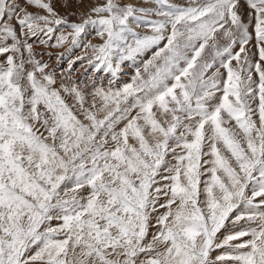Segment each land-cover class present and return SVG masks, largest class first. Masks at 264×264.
<instances>
[{
    "label": "snow or ice",
    "instance_id": "1",
    "mask_svg": "<svg viewBox=\"0 0 264 264\" xmlns=\"http://www.w3.org/2000/svg\"><path fill=\"white\" fill-rule=\"evenodd\" d=\"M246 4L248 23L240 0H106L69 23L53 0H0V264H264V0ZM63 25L73 44L98 26L88 63L113 76L155 48L147 79L52 87L27 39Z\"/></svg>",
    "mask_w": 264,
    "mask_h": 264
},
{
    "label": "rangeland",
    "instance_id": "2",
    "mask_svg": "<svg viewBox=\"0 0 264 264\" xmlns=\"http://www.w3.org/2000/svg\"><path fill=\"white\" fill-rule=\"evenodd\" d=\"M88 1V2H87ZM106 0H53L54 7L59 15L65 18L69 23H79L81 22L82 18L85 14L90 12V9L93 6H97L100 4L105 3ZM125 2H130L133 5L139 6L141 4H147L149 0H125ZM170 3L178 5V6H189L192 3V0H169ZM197 3H203L204 0H196ZM241 9L240 14L242 19L245 23L249 22V13L250 9L246 4V0H240ZM154 6V5H153ZM28 11L34 14H46L41 9H37L35 6H29ZM156 18V17H153ZM254 23V22H253ZM55 27V26H54ZM135 31H137L141 36L143 35H150L151 29L147 27L136 28L133 25ZM19 34V29H17ZM71 29L67 27V25L56 27V31L52 34L51 38L49 39L47 36L41 34L38 37L32 38L29 37L27 39L28 43H31L33 46V52L35 54V58L38 59L42 64H46L47 67L45 68V72L51 73L55 80L56 84L52 87L60 88L62 84L67 85L69 87L75 85L86 94L91 93L94 88H104L108 90L112 88L113 90L122 88L124 84L133 83V77L136 74V70L139 68L141 75L147 79L148 73L144 71V62L151 59L153 52L156 51L155 48L149 49L144 53H141L135 56L131 60H126L121 62L120 70L117 72L116 76H113L111 72L104 71L103 68L100 71H96L89 63L88 59L92 56V52L90 49L86 48L85 45L91 43L95 45L102 44L104 38L97 35L98 26L93 27L91 25L87 26L86 31L82 34L78 42L76 44L72 43V38L69 35L71 33ZM250 33L254 36V29L250 25L249 28ZM61 34L69 35L67 41L63 42L62 44L57 45V37ZM46 40L47 43L41 44L40 40ZM6 43L11 44L12 41L9 39ZM221 44L224 43L223 40L220 41ZM163 46V44L161 45ZM250 49L249 56L253 62L259 60L258 54L253 56L252 53H258V47L256 46L255 40L253 39L250 41L249 45L247 46ZM238 51V46L235 49ZM24 53V59H28V53L22 48ZM7 55V54H5ZM205 57L209 56V50H206L204 53ZM5 60V56H0V62ZM116 58L113 59V66H115ZM233 66H236V61H233ZM25 69L28 71L33 70V65L25 64ZM149 71H153V69H149ZM221 71H224L223 69ZM39 77L40 74L37 73ZM253 80L258 83V74L253 70L252 72ZM109 81H113V83H109ZM26 83V81L24 82ZM62 97L65 98L66 102L69 105L75 104L74 97L67 96L65 93L61 92ZM219 96L220 94L217 93ZM87 99L90 101L91 96L88 95ZM132 102V97H129V105ZM249 103L253 104V107H256V103L249 101ZM258 103V99H257ZM124 107V105H121ZM42 110V109H41ZM75 111V109H74ZM138 109H134L132 111V115L136 114ZM225 119L227 120V116L225 115ZM256 119V117H253ZM123 123L118 127H123ZM232 129L233 131L239 132V129L235 125V121H229L227 124L224 125ZM208 126H206V129ZM179 151V149L177 150ZM206 159H211V157H205ZM168 160H171L172 163H175L172 160L171 156L167 157ZM207 179V176L204 177ZM203 196H201L202 198ZM227 223V222H226ZM242 225L247 226L246 221L240 222ZM232 230L231 224H227L226 229H223L220 233H218V238L220 240L223 239L224 235H227L229 231ZM238 230V229H237ZM244 239H248L245 237ZM235 243V242H234ZM230 249H216L213 251L211 255V259L215 260L217 255L222 254L223 252L229 251ZM231 251V250H230ZM224 264H235V262L227 261Z\"/></svg>",
    "mask_w": 264,
    "mask_h": 264
},
{
    "label": "crops",
    "instance_id": "3",
    "mask_svg": "<svg viewBox=\"0 0 264 264\" xmlns=\"http://www.w3.org/2000/svg\"><path fill=\"white\" fill-rule=\"evenodd\" d=\"M188 138H189V139H191V137H190V136H189ZM205 150H207V148H206ZM222 150H223V149H222ZM225 154H227V153H225ZM68 186H69V187H71L72 185H71V184H69ZM87 191H88V190H87L86 188H85L84 190H82V192H83V194H84V195H86V194H87ZM66 198H67V197H66ZM201 199H203V197H202ZM161 202H163V201H161ZM160 211H164V210H163V209H161ZM56 223H58V222H57V221H53V224H54V225H55ZM222 230H223V229H222ZM222 230H221V231H222Z\"/></svg>",
    "mask_w": 264,
    "mask_h": 264
},
{
    "label": "bare ground",
    "instance_id": "4",
    "mask_svg": "<svg viewBox=\"0 0 264 264\" xmlns=\"http://www.w3.org/2000/svg\"><path fill=\"white\" fill-rule=\"evenodd\" d=\"M88 2V1H87ZM230 251V250H229Z\"/></svg>",
    "mask_w": 264,
    "mask_h": 264
}]
</instances>
